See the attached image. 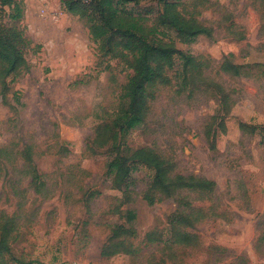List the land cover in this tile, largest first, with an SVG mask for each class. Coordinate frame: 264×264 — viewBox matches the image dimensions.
<instances>
[{"label":"rangeland","instance_id":"rangeland-1","mask_svg":"<svg viewBox=\"0 0 264 264\" xmlns=\"http://www.w3.org/2000/svg\"><path fill=\"white\" fill-rule=\"evenodd\" d=\"M17 1L23 18L8 26L28 66L5 93L0 82V264H264V0H167L210 30L190 44L163 4L126 5L198 68L183 78L178 61L168 83L150 86L144 122L122 137L132 71L120 49L104 56L60 0ZM141 148L214 191L163 197L142 165L116 189L110 163Z\"/></svg>","mask_w":264,"mask_h":264},{"label":"trees","instance_id":"trees-1","mask_svg":"<svg viewBox=\"0 0 264 264\" xmlns=\"http://www.w3.org/2000/svg\"><path fill=\"white\" fill-rule=\"evenodd\" d=\"M66 12L87 19L90 39L99 44L103 55L115 53L116 57L125 59L132 71L127 85L124 87L123 107L115 127L118 135L125 136L129 131L139 127L145 119L148 106V88L156 83L169 82L166 72L177 68V62H183L181 72L183 78L192 76L198 68L192 57L184 58L172 42H164L153 38L152 32L126 12L125 6L137 3L139 0H91L88 6L81 0H60ZM163 4V19L168 24L180 42L193 43L199 36H210V30L192 19H185L177 10V3L167 0H156ZM78 5V7H77ZM91 9V10H90ZM23 18L21 3L17 0H0V82L4 93L7 91L6 79L26 69L28 64L24 55L27 45L21 31L9 28L8 22L15 23ZM5 19L8 20L5 22ZM122 50L128 53L122 52ZM130 55V58L127 56ZM221 69L239 76L237 67L224 62ZM101 129V128H100ZM115 139V138H114ZM106 140L101 144L104 145ZM132 162L127 164L123 159L116 158L110 163L109 170L114 174V187L121 189L132 171L138 166H148L155 172L152 187L159 190L163 197L171 198L179 191L198 193L213 192L215 183L197 177L172 176V168L168 162L158 156L153 150L141 148L133 153ZM31 158L26 163L33 173L32 183L39 178L31 167ZM133 219V215H129ZM0 257L2 253L0 250Z\"/></svg>","mask_w":264,"mask_h":264}]
</instances>
